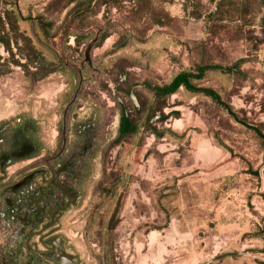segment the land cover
Here are the masks:
<instances>
[{"label":"rangeland","instance_id":"374dc122","mask_svg":"<svg viewBox=\"0 0 264 264\" xmlns=\"http://www.w3.org/2000/svg\"><path fill=\"white\" fill-rule=\"evenodd\" d=\"M117 1L15 0L53 63L0 76V124H30L41 155L67 146L66 250L76 264H264V2ZM206 64L230 70L193 83L229 109L182 88L153 100ZM122 113L136 134H118Z\"/></svg>","mask_w":264,"mask_h":264},{"label":"flooded vegetation","instance_id":"af4514ba","mask_svg":"<svg viewBox=\"0 0 264 264\" xmlns=\"http://www.w3.org/2000/svg\"><path fill=\"white\" fill-rule=\"evenodd\" d=\"M40 151L30 124H0V241H10L0 250V264L78 261L61 232V220L77 199L64 181L71 156L64 142L48 156Z\"/></svg>","mask_w":264,"mask_h":264},{"label":"trees","instance_id":"16d2710c","mask_svg":"<svg viewBox=\"0 0 264 264\" xmlns=\"http://www.w3.org/2000/svg\"><path fill=\"white\" fill-rule=\"evenodd\" d=\"M118 2L117 0H114ZM168 2L170 0H163ZM225 0L217 1L216 10ZM105 0H102L104 3ZM264 2V0H262ZM20 20H24L21 13L15 5V0H0V48L8 55L6 58L0 54V76L11 72L12 67H20L31 80H38L51 72L50 69L45 71H30V67L37 69L49 68L52 61L46 59L43 54L34 46L31 38L23 33L19 28ZM108 33H102L96 41V46L100 45L107 37ZM75 40L77 37L75 36ZM260 40V38L258 39ZM78 43V41H76ZM262 39L259 44H262ZM122 43L120 46H122ZM230 70L229 68L222 69V67L215 64H206L198 66L196 69H182L178 71L172 79L164 84L152 87L153 100L156 102H163L166 97L175 94L180 88L189 93H202L205 96L211 97L215 102L222 104L226 109L229 106L221 102L220 96L209 88H202L196 86L193 81L200 80L206 72L211 70ZM159 111V109H157ZM138 132V125L131 119H126L124 114H121L118 134H136ZM165 132L174 134L170 129L157 131L152 129V133L156 138L163 136ZM264 143V135H260ZM264 159V154H263ZM256 174V172H255Z\"/></svg>","mask_w":264,"mask_h":264},{"label":"crops","instance_id":"0c3cea01","mask_svg":"<svg viewBox=\"0 0 264 264\" xmlns=\"http://www.w3.org/2000/svg\"><path fill=\"white\" fill-rule=\"evenodd\" d=\"M0 228H1V225H0ZM10 245V241L9 240H5L4 242L3 241H0V250L3 249V251H6L5 247L9 246Z\"/></svg>","mask_w":264,"mask_h":264}]
</instances>
